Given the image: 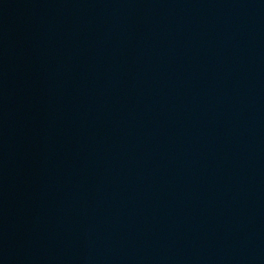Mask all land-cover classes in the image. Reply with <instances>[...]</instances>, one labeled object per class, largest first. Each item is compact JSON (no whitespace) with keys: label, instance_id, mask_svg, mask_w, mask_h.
<instances>
[{"label":"water","instance_id":"obj_1","mask_svg":"<svg viewBox=\"0 0 264 264\" xmlns=\"http://www.w3.org/2000/svg\"><path fill=\"white\" fill-rule=\"evenodd\" d=\"M0 264H264V0H0Z\"/></svg>","mask_w":264,"mask_h":264}]
</instances>
